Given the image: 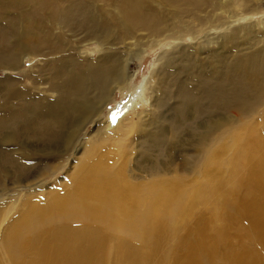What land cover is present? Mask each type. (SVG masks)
<instances>
[{
  "label": "bare ground",
  "instance_id": "obj_1",
  "mask_svg": "<svg viewBox=\"0 0 264 264\" xmlns=\"http://www.w3.org/2000/svg\"><path fill=\"white\" fill-rule=\"evenodd\" d=\"M155 1L159 7L165 3L181 7L185 2ZM246 5L245 0L234 1V7ZM184 6L201 9L202 1L186 0ZM129 7L132 10L122 12L119 29L112 37L88 43L96 44V50L90 53L100 57L87 66L73 54L61 55L58 47L48 46L39 55L42 67L37 66L40 70L34 72L38 49L28 50L21 39L16 41L19 49L0 53V71L8 76L0 85V187L1 197H8L13 204L12 217L0 224V264H264L262 134L252 130L243 134L247 138L226 179L221 177L224 167H218L219 160L212 157L201 179L174 175L156 179L147 187L130 183L127 171L131 152L117 139H111L141 132L146 125L144 114L155 112L158 92L163 89L179 99L175 105L184 121L192 116L199 99L213 106L251 110L249 93L255 95L254 85L245 79L236 84L228 81L224 69L217 73L221 78L218 85L196 83L197 88L205 87L199 97L183 81L173 79L170 85L166 82L178 58L194 57L185 48L193 49L195 56L198 52L199 57L206 52L212 55L216 39H222L223 49L236 33L227 32L230 22L219 15L218 25L207 26L208 21H200L198 13H182L185 20L174 13L169 21L159 12L143 11L135 4ZM260 14L250 5L234 18L250 23ZM48 17L54 27L68 24L63 16L50 13ZM30 20L36 24L35 32L46 26L38 16L26 18V22ZM190 21L199 28L193 30L190 25L197 27ZM136 29L149 32L153 48L162 45L176 50L171 56L161 55L160 68L151 73L141 89L134 88L130 61L117 57L113 50L117 45L130 49L127 42ZM251 29L243 28L247 35ZM136 53L140 58V52ZM27 61L34 64L33 72L23 69ZM247 67L248 63L239 64L238 73L244 74ZM59 77L61 83L56 82ZM133 92L141 96L142 111H132V118L128 114L111 127V111L107 108L117 93L130 96ZM90 126L95 130L92 135L86 132ZM224 126L225 119L214 122L202 143L209 136H218ZM107 140L114 143L109 150L104 149ZM79 153L81 156L75 160ZM70 161L76 165L68 173L69 183L51 189L47 201L41 203L35 193L43 187L46 176L39 181V173L44 169L63 170L71 165ZM195 164L196 160L190 162L193 167ZM36 168L41 169L37 172ZM2 175L11 181L13 189H26V193L10 198ZM209 202L215 208L219 227L199 231L200 219L193 203ZM3 209L0 206V219L5 215ZM238 226L248 233L252 241L249 248L245 245L237 249L232 244L228 230ZM195 236L200 239L193 240Z\"/></svg>",
  "mask_w": 264,
  "mask_h": 264
},
{
  "label": "rangeland",
  "instance_id": "obj_2",
  "mask_svg": "<svg viewBox=\"0 0 264 264\" xmlns=\"http://www.w3.org/2000/svg\"><path fill=\"white\" fill-rule=\"evenodd\" d=\"M201 1L200 9L186 8L184 6L186 0L181 7H171L166 3L165 6L159 7L155 0H0V53L11 52L15 47L19 49L16 41L21 39L25 48L35 51L33 47H36L39 51V53L35 51V70L34 64L31 62L27 61L24 64L23 69L28 72L40 70L37 67H42L40 56L48 46L58 47L61 55L73 54L76 59L84 63L83 66H87L88 63L95 62L100 57V54L90 53V51L96 50V44L88 43L97 38L112 37V33L119 29L118 23L122 12L132 10L129 4H135L143 11L159 12L163 19L169 21L173 20L174 13L180 14L182 20H185V14L198 13L200 21H208L207 26L218 25L216 15L227 19L230 22L227 32L229 34L236 33L232 43H227L222 49L220 48L222 39H216L212 46V55L210 52H206L202 57L197 56L199 52L195 56L193 49L188 48V51L185 48L186 52L192 53L194 57L178 58L172 75L179 72L182 74L177 77L171 75L166 79V82L170 85V81L172 82L173 79L183 81L185 86L196 97H199L206 86L214 87L220 83L221 78L217 76V73L224 69L228 81L236 84L238 80L245 79L254 85L255 95L252 92L249 93L251 110L238 111L218 104L213 106L206 100L199 99V104L192 112V116L189 120L184 121L179 107L175 105L179 99L168 95L167 91L163 89L158 92L159 100L155 114H144L146 125L141 132H132L126 137L111 136V139H117L118 144L127 146L131 152V162L127 172L130 176V183L134 186L147 187L156 179H165L174 175L187 180L194 177L201 179L205 164L212 157L219 160L218 167H224L225 173L221 177L226 179L234 159L237 158L240 146L247 138L243 134L250 130L259 132L262 134L260 137L264 140V0H245L247 2L245 7L251 5L257 13H261L256 15L250 23H246L248 19L236 21L234 18L236 13L238 14L242 8H245L234 7L235 0ZM50 13L65 17L68 24L62 23V27H54L48 17ZM243 14L251 13L243 12ZM34 15L40 17L46 24L44 27L40 26L37 32L33 29L34 21L26 22V18H31ZM192 23L197 28L192 25L190 27L197 30L199 24ZM247 26L252 28L250 35H247L243 30ZM210 33L219 34L220 32L211 31ZM148 35L149 32L136 29L131 35L132 38L127 42L130 49H126L125 45H117L113 48L117 57L124 58V61H130V72L133 74L132 81L136 89H141L150 78L151 73L160 68L161 61L158 62L160 57L165 54L171 56L176 51L168 46H163V48L162 45L159 48H153V41ZM88 39L90 40L87 41ZM188 43H190L189 40L186 44ZM151 46L153 49L150 48ZM137 51L140 52V58L136 57L137 53L135 54V52ZM245 63H248L245 73L239 74L238 71L241 68L237 67L239 64ZM7 77L4 71H0V85ZM56 79H58L56 82L61 83V77ZM198 81H203L206 84L205 87L197 88ZM143 106L141 96L137 93L133 92L130 96L128 93L124 95L117 93L114 101L107 108L109 112L111 111L110 115L108 114L111 127H116L119 121L128 114L132 118V111L141 112ZM223 119H225V126L221 133L218 136H209L208 141L202 143L203 139L207 140L206 134L210 132V126L214 125V122L220 123ZM135 120L137 119L135 118ZM212 127L214 128V126ZM94 131V126H90L86 130L90 135ZM151 132L154 136H147V134L151 135ZM113 146L114 143L107 140L104 149L109 150ZM80 156L81 153L77 154L75 160ZM194 160H196V164L193 167L190 162ZM75 165L76 162H71V165L63 170L44 169L39 173L37 176L39 181L46 176L43 180L44 184L41 185L43 187L38 188L35 193L41 203L47 201V195L51 189L69 183L68 173ZM40 169L36 168L35 171L38 172ZM2 179L4 181L2 184L9 190L10 198L16 199L26 193V189H13L11 181L4 175H2ZM1 190H3L2 187H0V206L4 207L5 215L0 219V224L3 225L5 220L7 221L13 215L11 211L13 204H11L12 201L8 202V197H1ZM193 204V209L200 219L198 222L199 231L209 232L211 229L219 227L220 223L212 202L207 205ZM195 219L196 216L193 221ZM243 224L248 227L246 223ZM228 232L232 244L237 249L252 244L248 233L240 226L231 227ZM195 239L198 241L200 236H195L193 240Z\"/></svg>",
  "mask_w": 264,
  "mask_h": 264
}]
</instances>
